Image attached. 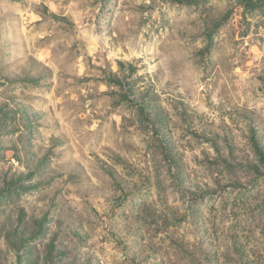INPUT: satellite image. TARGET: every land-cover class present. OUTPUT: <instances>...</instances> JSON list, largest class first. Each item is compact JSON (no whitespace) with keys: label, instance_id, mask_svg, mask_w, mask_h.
<instances>
[{"label":"rangeland","instance_id":"1","mask_svg":"<svg viewBox=\"0 0 264 264\" xmlns=\"http://www.w3.org/2000/svg\"><path fill=\"white\" fill-rule=\"evenodd\" d=\"M0 264H264V0H0Z\"/></svg>","mask_w":264,"mask_h":264}]
</instances>
